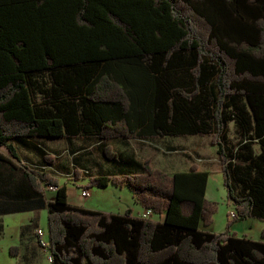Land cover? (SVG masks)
Wrapping results in <instances>:
<instances>
[{"label": "trees", "instance_id": "trees-1", "mask_svg": "<svg viewBox=\"0 0 264 264\" xmlns=\"http://www.w3.org/2000/svg\"><path fill=\"white\" fill-rule=\"evenodd\" d=\"M44 72L50 88L38 102L34 76ZM205 134L235 211L219 233L205 228L216 202L205 195L209 172L196 164L168 173L144 161L136 173L78 186L126 185L144 208L164 213L158 221L131 208L73 206L66 182L0 151L37 196L0 204V214L46 205L50 264H264V240L230 229L264 222V0H0V146L12 158L11 140L26 137ZM101 152L118 161L110 147ZM44 186L55 188L53 200Z\"/></svg>", "mask_w": 264, "mask_h": 264}, {"label": "crops", "instance_id": "crops-1", "mask_svg": "<svg viewBox=\"0 0 264 264\" xmlns=\"http://www.w3.org/2000/svg\"><path fill=\"white\" fill-rule=\"evenodd\" d=\"M194 136V135H190ZM171 136L154 137L148 139H136V138H115L110 140H99L94 137H85L82 135H77L74 137H61V138H47V137H26L11 140V143L16 149L18 159L9 156V152L5 146H0V151L5 155L10 157L15 163L23 164L31 169L42 170L48 172L58 178L59 183L62 184L66 182L68 202L77 207H83L87 209L97 210L83 204L79 196L78 186L84 185L88 178L83 175L75 176L72 178L69 169L73 167L85 166L84 163H78L76 157L82 152H87L89 155L85 157L89 162H91L92 156L96 161H100V168L96 170L91 176L97 175H123L124 173H136L140 171V167L144 161L148 160L151 165L159 167L168 173H173L176 171H185L187 169H172L171 167L165 168L164 165H157L156 159L159 160V156L155 155L154 152L141 150V155L136 154L135 151L125 150V149H115L112 145L114 141L128 142L129 140H137L140 142H148L149 140H157L159 138H166ZM107 146L118 154V161L109 160L105 158L102 154V147ZM99 150V151H98ZM100 152V153H99ZM155 155V156H153ZM47 157V160L45 159ZM85 159V160H86ZM159 162H161L159 160ZM110 166V167H109ZM201 170L210 171L209 168L198 167ZM220 170V169H217ZM63 181V182H62ZM72 184V188L68 186ZM123 187V186H120ZM89 196L91 195V190L89 189ZM43 196L46 201L53 200L55 197V190L49 189L44 186ZM72 196L69 200V196ZM37 198L33 194V191L28 183L27 177L24 172L19 167H14L6 163H0V204L12 203V202H26L27 200H32ZM135 200V199H134ZM134 202V203H133ZM136 201L128 202L123 208L112 209L109 213L122 214L126 209L132 208L135 211L134 216H140L145 218H150L153 220L162 221L164 218V213L152 216L154 213L147 208L142 207V209H137L135 206ZM44 211L48 214V208L45 205L39 209L19 211V212H9L0 214V253L7 250L10 251V247L17 246V250L13 249V252L17 257V262L15 264H43L45 261L50 264L47 258L43 257V249L39 246V237L37 235V230L42 228L38 225V221ZM102 211L104 210H97ZM155 215V214H154ZM255 220L246 219L239 221L231 227V230L235 232L237 236H246L247 238L253 240H264L261 237L256 238L255 233L250 229L252 223ZM260 230L264 226V222L255 224ZM237 226V227H236ZM208 231L213 232L209 226L205 227ZM204 228V229H205ZM215 233V232H214ZM45 241H49L48 234L41 237ZM11 253V252H10ZM0 264H7L2 263ZM11 264V263H10Z\"/></svg>", "mask_w": 264, "mask_h": 264}, {"label": "rangeland", "instance_id": "rangeland-1", "mask_svg": "<svg viewBox=\"0 0 264 264\" xmlns=\"http://www.w3.org/2000/svg\"><path fill=\"white\" fill-rule=\"evenodd\" d=\"M34 80L35 99L36 101L41 102L44 100L45 95L46 93H48V90L50 88V76L46 72L39 73L34 76ZM239 139L240 132L237 129L234 121L229 122V144L236 145ZM112 145L115 147V149L131 150L135 151L136 154L139 155H141L142 149H145V151L147 150L154 152L155 155L159 156V160L161 161L159 162V160L156 159V164L159 166L164 165L165 168L171 167L172 169L184 170L189 168L191 164H196L198 167L202 168H209L210 171L208 175L205 195L209 200L216 202V211L212 215V223L209 225V227L215 233H219L225 230L227 222L228 220H230L228 215L231 211H234V209L231 203L228 202L226 198V190L223 185L222 173L220 170H217L220 169L221 162L216 153V147L211 143V135L205 134L194 136H174L159 138L157 140H149L148 142H140L137 140H129L128 142H122L118 140L114 141ZM254 147L256 149L257 145L255 144ZM89 154L87 152H82L78 154L79 156L76 157V161L80 164L84 163L85 166L79 168L73 167L69 169V172H72V174L70 175L72 178H74L75 170L78 171V176L83 175L84 177L89 178V176L93 175V173L100 168V161H96L94 156H92L91 162H89L85 158ZM68 186L70 187V189L72 188V184H69ZM80 189L81 188L79 187V191ZM89 189L91 190V195L87 197H81L78 191L79 196L82 199L80 201L83 204H87L88 206H91L94 209L104 210V212L112 209L116 210V208H123V206L128 204V202L136 201L134 200L132 193L126 185L120 187L109 183L108 185L103 187L94 186ZM71 198L72 196L70 194L69 200H71ZM135 206L137 209H142L143 207L138 202H135ZM132 214L135 215V211H132ZM154 214L152 215L153 217L157 215ZM47 217L48 214L44 211L38 221V226L42 228L45 235L48 234ZM237 223L238 222H233L231 224V227ZM257 223H262V221L255 220V222L252 223L253 225L250 230L255 233L256 238H260V229L255 225ZM42 253V258H47L45 251H42ZM16 260L17 257L13 256L9 250L0 253V262L2 263L15 264L17 262ZM43 264L47 263L43 261Z\"/></svg>", "mask_w": 264, "mask_h": 264}, {"label": "built area", "instance_id": "built-area-1", "mask_svg": "<svg viewBox=\"0 0 264 264\" xmlns=\"http://www.w3.org/2000/svg\"><path fill=\"white\" fill-rule=\"evenodd\" d=\"M49 189H53V190H55V188L54 187H51V186H47ZM79 193H80V195H81V197H87V196H89V190L88 189H86V188H81L80 189V191H79ZM235 216V212L234 211H231L230 213H229V215H228V217L230 218V219H232L233 217ZM37 235H38V237H39V246L43 249V251H45V253H46V256H47V259H48V261L50 262L51 261V254H50V252H49V250H48V241H45V240H43L41 237H42V235H43V232L40 230V229H38L37 230Z\"/></svg>", "mask_w": 264, "mask_h": 264}]
</instances>
